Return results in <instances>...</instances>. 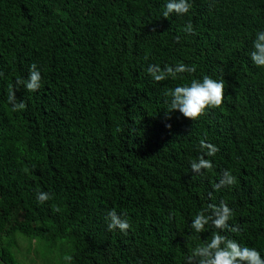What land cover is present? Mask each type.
Masks as SVG:
<instances>
[{
	"label": "trees",
	"instance_id": "trees-1",
	"mask_svg": "<svg viewBox=\"0 0 264 264\" xmlns=\"http://www.w3.org/2000/svg\"><path fill=\"white\" fill-rule=\"evenodd\" d=\"M189 2L165 18L167 0H0V263L19 264V233L46 244V264H185L218 231L195 233V214L221 201L240 229L221 234L264 257V68L250 59L264 0ZM178 62L195 72L147 73ZM32 64L41 88L16 90L14 113ZM204 75L225 81L221 107L166 113L164 93ZM201 140L219 148L203 175ZM224 170L237 183L215 190ZM112 209L126 235L108 230Z\"/></svg>",
	"mask_w": 264,
	"mask_h": 264
},
{
	"label": "clouds",
	"instance_id": "clouds-1",
	"mask_svg": "<svg viewBox=\"0 0 264 264\" xmlns=\"http://www.w3.org/2000/svg\"><path fill=\"white\" fill-rule=\"evenodd\" d=\"M190 9L189 0H167L163 16L167 18L173 13L183 15L188 13ZM184 32L195 35L191 23L185 26ZM252 48L253 50L250 52L251 61L255 66L264 68V31L256 33ZM195 70V66L189 67L178 62L175 66L165 65L163 69L159 65H149L147 73L155 82H161L169 78H179L181 74L193 73ZM41 80L40 70L36 64H32L27 80L18 78L15 81V85L9 89L8 95V103L11 105L12 112H20L26 109L23 100L17 102L16 90L23 86L29 92H36L41 88ZM224 88L225 81L223 79L217 81L208 75H204L199 80L192 79L189 83L179 85L164 93L165 97L168 98L165 101L167 104L166 113L178 111L186 119L198 120L206 114L207 110L221 107L225 98ZM166 127L171 126L166 125ZM200 151L203 154L190 162V168L193 173L203 175L205 172H211L214 168L212 160L206 159L205 156H215L219 148L201 140ZM236 183L237 177L230 170H224L219 182L214 185V189L219 190L221 187L233 186ZM51 198L47 192L37 193L38 203L43 204ZM233 216L234 211L223 201L218 206L208 204L206 208L198 211L191 223V228L195 233H203L209 227L218 231L212 233L210 240L193 247L191 254L186 257L185 264H264V257L255 248L242 246L238 241L221 234L224 230L233 233L240 231L238 227H230L228 224ZM107 219L109 231L118 229L126 235L131 227L127 217L121 218L115 209L108 212ZM66 259L70 261L71 257Z\"/></svg>",
	"mask_w": 264,
	"mask_h": 264
},
{
	"label": "rangeland",
	"instance_id": "rangeland-1",
	"mask_svg": "<svg viewBox=\"0 0 264 264\" xmlns=\"http://www.w3.org/2000/svg\"><path fill=\"white\" fill-rule=\"evenodd\" d=\"M15 240L16 246L12 247L11 251L19 264H46L42 259L47 257V247L44 242L29 241L27 237L19 233L15 235ZM53 262L52 264H55L56 260Z\"/></svg>",
	"mask_w": 264,
	"mask_h": 264
}]
</instances>
